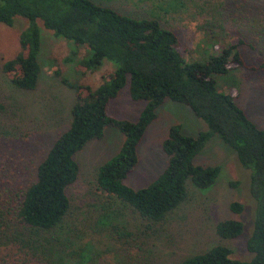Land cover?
Segmentation results:
<instances>
[{
	"label": "trees",
	"instance_id": "1",
	"mask_svg": "<svg viewBox=\"0 0 264 264\" xmlns=\"http://www.w3.org/2000/svg\"><path fill=\"white\" fill-rule=\"evenodd\" d=\"M153 16L132 17L95 0H0L1 24L11 27L17 17L26 21L18 37L20 52L1 65L13 89L33 91L37 85L41 72L38 22L54 38L71 45L61 63L71 65L76 81L99 70L104 62L114 67L94 89L62 78L58 70L52 72L73 93L70 122L35 166L34 179L14 199L9 201L7 196L0 205V248H14L34 264H92L97 250L83 241L85 237L97 233L116 240L127 238V217L134 216L145 227L159 223L186 199L187 183L203 190L215 182L220 167L194 165L193 159L217 136L232 150L239 166L249 171L248 196L254 211L245 249L251 258L232 259L231 249L217 245L178 264H264V131L249 120L234 96L218 91L214 81L216 76L244 68L238 50L244 43L242 36L229 38L234 43L229 39L220 43L214 39V30L222 33V27L209 28L211 37L205 34L208 41L204 43L212 51L204 53L203 61L189 62L177 50L173 31ZM80 48L85 55L77 59ZM125 85L132 102H143L134 122L106 113L108 103ZM165 100L186 106L206 130L188 136L179 125L170 126L160 146L166 157L164 169L146 186L131 189L123 181L137 163L136 150L145 128ZM107 127L117 129L123 140L96 170L97 195L88 216L93 222L88 223V212L72 208L67 197L78 177L73 157L88 142L100 139ZM237 184L229 182L228 186ZM243 209L236 201L228 205L234 215ZM214 232L223 240H234L241 235L242 224L221 220Z\"/></svg>",
	"mask_w": 264,
	"mask_h": 264
},
{
	"label": "rangeland",
	"instance_id": "2",
	"mask_svg": "<svg viewBox=\"0 0 264 264\" xmlns=\"http://www.w3.org/2000/svg\"><path fill=\"white\" fill-rule=\"evenodd\" d=\"M114 10L136 18L154 14L162 26L173 31L177 38V50L185 61H203L209 46V28L214 39L228 40L241 35L244 43L238 50L244 68L230 70L226 75L214 77L218 91L235 97L236 104L249 120L264 131V0H95ZM39 27L40 48L37 61L40 76L33 91L13 89L1 73L3 62L13 59L19 52L18 37L26 28V21L15 18L11 27L0 23V205L5 199H14L24 186L34 179V169L44 153L70 122L68 107L73 93L53 77L58 70L61 77L94 89L114 67L104 62L99 70L86 73L77 81L71 73V65L62 64L71 47L62 39L54 38L48 30ZM213 26V27H212ZM208 31V32H207ZM205 32V33H204ZM225 35V36H224ZM235 39H229L234 43ZM85 55L78 49L77 59ZM52 61L53 64H48ZM74 63V62H73ZM72 67H74L72 65ZM143 102H132L127 85L111 100L106 109L109 117L134 122ZM155 118L145 128L137 146V163L123 183L131 189H139L164 169L166 157L161 142L168 128L179 125L188 136L206 130L184 105L165 100L155 111ZM123 137L117 129L107 127L98 140L88 142L74 155L78 165V177L67 190L72 208L92 215V204L97 195L94 175L97 168L119 149ZM194 165L219 166L215 182L198 190L187 183V197L164 219L148 227L127 217V238L116 240L112 236L93 233L83 241L93 244L97 256L92 264H178L193 254H202L217 245L231 249V258L248 261L245 241L252 230L254 202L248 196L249 171L241 168L234 153L217 136L211 137L193 159ZM237 182L236 187L228 186ZM236 201L244 209L239 215L229 212L228 205ZM91 211V212H90ZM90 213V214H89ZM81 218V217H80ZM226 219L242 224L241 235L234 240H223L215 235L217 222ZM90 217L88 223H92ZM0 264H34L26 260L14 248H0Z\"/></svg>",
	"mask_w": 264,
	"mask_h": 264
}]
</instances>
